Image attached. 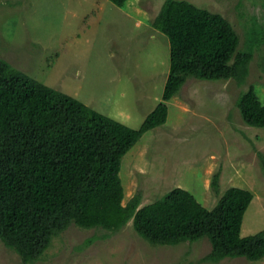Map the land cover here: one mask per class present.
I'll return each instance as SVG.
<instances>
[{
	"label": "rangeland",
	"instance_id": "obj_1",
	"mask_svg": "<svg viewBox=\"0 0 264 264\" xmlns=\"http://www.w3.org/2000/svg\"><path fill=\"white\" fill-rule=\"evenodd\" d=\"M163 1L125 0L119 7L110 0H0V57L96 111L138 128L161 100L169 69L168 38L150 21ZM187 1L223 14L239 36V47L251 45L253 39L262 44L253 46L242 84L233 78L186 79L167 102L164 125L145 132L125 154L119 173L123 203L137 191L142 205L159 198L166 188L181 186L211 209L216 200L209 184L221 168V193L229 186L252 192L240 234H255L264 229V127L245 124L236 100L253 83L264 103V0ZM160 170L167 176L163 189ZM95 232L71 223L35 264H264V258L202 261L211 248L207 237L151 244L131 221L78 248ZM105 232L99 229L97 234ZM0 264H21L18 254L1 241Z\"/></svg>",
	"mask_w": 264,
	"mask_h": 264
},
{
	"label": "trees",
	"instance_id": "obj_2",
	"mask_svg": "<svg viewBox=\"0 0 264 264\" xmlns=\"http://www.w3.org/2000/svg\"><path fill=\"white\" fill-rule=\"evenodd\" d=\"M110 1L124 7L125 0ZM150 21L168 38L169 69L161 100L138 128L96 111L0 57V241L18 254L21 264L42 259L53 238L71 223L96 231L78 246L84 248L129 221L151 244L207 237L211 248L202 261L264 258V229L240 234L253 194L238 186L221 193V168L209 184L216 200L211 209L181 186L166 188L159 198L142 205L137 191L123 203L119 173L125 154L145 132L164 125L167 102L186 79L233 78L242 84L253 46L262 44L253 39L251 45L239 47V36L223 14L187 0H164ZM236 105L245 124L264 127V103L253 83L239 94ZM160 174L163 189L167 176ZM99 229L106 232L98 235Z\"/></svg>",
	"mask_w": 264,
	"mask_h": 264
}]
</instances>
